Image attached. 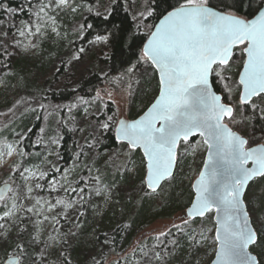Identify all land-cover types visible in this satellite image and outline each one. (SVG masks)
Returning <instances> with one entry per match:
<instances>
[{
	"label": "snow or ice",
	"instance_id": "1",
	"mask_svg": "<svg viewBox=\"0 0 264 264\" xmlns=\"http://www.w3.org/2000/svg\"><path fill=\"white\" fill-rule=\"evenodd\" d=\"M29 5L27 9H16L0 2V11L8 17L7 22L0 18V28L5 29L0 31V59L12 55L10 48L34 50L36 44L32 41L49 33L60 36L57 15L76 11L73 0H29ZM24 11L30 19L17 24L13 18ZM85 27L80 25V29ZM96 39L108 42L107 36ZM84 51L80 47L70 56L79 60ZM141 60L159 73V96L144 115L131 122L114 121L112 116L100 121L98 118L104 114L97 111L93 132L84 137L81 151L76 154L87 178L78 177L74 182L67 171L55 165L50 171L60 174L61 180L39 168L16 167L13 172V166H9L11 184H16L17 178L23 181L13 189L6 179L0 188V249L5 254L12 251V264H28L29 260L30 264H72L69 240L77 232L71 226L61 232V221L79 226L78 218L84 216L81 209L93 196H103L106 202L112 198L111 186L104 185L101 170L94 166L99 155L95 149L102 142L95 133L99 131L103 137L113 128L116 139L130 151L142 150L147 164L145 191L149 194L157 193L162 182L173 178L181 142L188 145L190 138L199 136L208 151L204 170L193 185L195 199L185 215L150 237L151 245L141 239L131 253H121L116 264H169L168 257L179 246L180 237L189 241L190 255H198L197 249L208 241L207 232L212 231V264H264V256L249 251L264 248V219L257 216L255 223L260 230L253 227L251 212L256 209L249 210L252 198L246 195L251 181L264 178V146L247 147L249 141L229 127V123L243 124L247 119L237 121V107H248L264 116V0H218L214 5L209 0H183L151 32ZM237 60L241 71L234 81ZM134 70L128 69L130 73ZM216 80L222 85V94L214 90ZM234 89L239 91L235 102L231 100ZM97 97L103 99L99 93ZM75 107L70 106L68 111ZM84 111L87 114V108ZM14 151L12 145H7L8 156ZM89 154L90 164L83 159ZM249 162L251 168L247 167ZM113 163L112 157L105 161L106 166ZM44 192L47 197L42 195ZM73 194L78 198L73 199ZM211 213L215 215L209 217ZM197 218H211L214 227L197 230L192 226ZM45 224L52 229L46 238ZM101 243L110 245L107 233ZM102 255L90 254L87 264H102ZM192 264L199 262L193 258Z\"/></svg>",
	"mask_w": 264,
	"mask_h": 264
},
{
	"label": "rangeland",
	"instance_id": "2",
	"mask_svg": "<svg viewBox=\"0 0 264 264\" xmlns=\"http://www.w3.org/2000/svg\"><path fill=\"white\" fill-rule=\"evenodd\" d=\"M13 1H20L21 7L25 9L30 7L29 0ZM114 1L73 0V4L76 7L75 12L64 11L57 15V28L61 33L60 36L55 33H49L43 38L32 41L36 44L34 50L26 52L22 48H10L9 51L12 55L6 59H0V99H2L0 114H6L0 115V134L6 126L10 127L11 123L17 118L32 114L33 109L44 111L40 150L33 157V161L27 168L33 170L39 168L48 171L49 176H54L57 180H61L60 174L50 171L51 166L55 165L67 171L74 182L78 177L87 178L86 169L77 160V157L69 167L62 168L61 166L59 132L62 123L60 122L67 123L74 129V139L78 143L79 151H81L80 145L84 144V137L93 132L92 125L97 123L96 113L98 110L103 113L105 106L108 103H112L113 109L110 116L114 118V121L130 119L129 112L132 107L134 92L143 91L146 89L147 83H152L156 72L154 68L143 61V66L135 75L134 88L132 90L116 91L103 87L97 91L103 99H99L96 94L94 98L86 100L87 104L81 103L82 99L77 95H72L67 103L55 104L44 101L56 93L75 91L79 83L92 74L97 73L101 76L106 74L107 69L101 60V57L106 53V43L97 41V36L101 35L86 37L87 30L85 28L80 29V25H83V22L93 14H107L110 4ZM128 1L129 11L135 22L141 26L143 31L150 32V26L145 22L150 12L147 2L145 0ZM32 3H35V0H32ZM5 4L7 5V2ZM0 16L6 22L8 21V17L4 15L3 11H0ZM13 19L19 24L21 20H29L30 17L26 11L23 17L20 16ZM3 30L5 29L0 28V31ZM80 47L85 50L79 54L80 59H72L70 54L77 52ZM18 59H23V63L27 64L26 66H30V68L25 70L17 68L15 61ZM240 71L239 60H237V66L233 70L234 81L238 80ZM217 82L222 91V85L218 80ZM129 92H131V95H129ZM238 95L239 91L234 89L231 100H236ZM72 105H76V107L69 112L68 108ZM85 108L88 110L87 114H85ZM45 127H47L46 132H44ZM12 130V128H9L6 136L0 138V186L4 184L6 179L11 184L9 166H13L12 171L14 172L15 168L19 167L18 163L22 159L19 153H21L20 146L23 140L20 137H25L26 131L17 132L10 138ZM110 130L115 134L114 128ZM109 131L105 132L103 137L99 135V131H96L95 135L98 140L103 141L104 136ZM8 139L11 140L8 141ZM255 139L256 141L252 144L249 143L248 147L259 144L264 145V137L262 135L255 137ZM53 140H58V143H52ZM101 144L102 142L96 146L95 151L98 153ZM7 145H12L15 148L11 156L7 155ZM85 151L87 152V149ZM49 152L52 155H48ZM131 152L126 146L125 148H119L113 153H99L94 167L101 170L104 185L111 186L112 198L106 202L103 196H93L89 200L88 205L81 209L84 211V216L78 218L80 221L79 226L61 221L63 225L60 228L61 232L69 226L77 232V236L69 240L72 264H87L88 256L94 253L103 254L102 264H111L114 261L112 251L109 250L111 243L110 245H102L101 243L105 233L108 234L111 242L114 234L124 231L126 233L124 237L128 239V246H130L125 252V255H128L141 239L144 241L149 240L150 237L169 228L174 221L179 222L180 218L185 215L187 208L174 215L171 219L151 222L155 218V214L153 210H150L145 219L135 221V216L140 207L139 201L146 193L144 183L146 172H142L140 175L138 162L130 160ZM206 153L207 148L201 138H198L195 142L189 141L188 145L183 144V142L180 144L176 171H179V167L183 168L187 160H190V162L183 172L182 180L179 182L178 197L181 196L182 192L192 190L193 183L198 178L204 164ZM109 157L113 158L114 163L111 166H106L105 161ZM83 159L85 163L90 164L92 155L89 154ZM13 161H16L15 165H13ZM95 174L94 172L93 175ZM125 175H128V177L125 178ZM170 182L171 180L165 185L170 184ZM22 183L23 181L17 178L16 184L11 185L15 189ZM41 183H47V181H41ZM164 190L167 189L166 187L164 189L163 186L159 191L163 192L162 194L160 193V196L167 198V192ZM42 195L47 197L48 193L44 192ZM246 195L252 198L249 210L251 211L253 207L256 209L255 212H251L253 226L260 230V225L255 223V221L257 216L264 219V178L254 182L249 187ZM77 198L73 194V199ZM177 200L180 201L179 198ZM212 216H214V213L209 214V217ZM74 219L77 218L74 217ZM202 224L206 229L214 227L211 218L205 219ZM44 229V238H46L48 232H51L52 229L47 224H45ZM211 234H214V231L207 232L209 238ZM147 244L151 245L150 242H147ZM178 245L173 255L168 257L169 264H192L193 258L197 259L199 264H211V259L215 256V251L213 250L215 246L212 245L209 239L197 249L198 255H190L189 241L185 237L179 238ZM253 254L264 256V248L255 247ZM9 257L15 256H7L4 250L0 249V264H5L6 259ZM50 259H54V257H50ZM28 264H30V260Z\"/></svg>",
	"mask_w": 264,
	"mask_h": 264
},
{
	"label": "trees",
	"instance_id": "3",
	"mask_svg": "<svg viewBox=\"0 0 264 264\" xmlns=\"http://www.w3.org/2000/svg\"><path fill=\"white\" fill-rule=\"evenodd\" d=\"M89 1V0H88ZM149 6L151 14L147 17L146 23L150 26L151 31L155 25L165 16L168 12L179 7L183 0H145ZM7 6L19 9L21 8L20 1L7 0ZM128 0H115L110 4L107 14H93L88 17L84 22L85 29L87 30L86 37L90 36H107L108 42L106 43V53L101 60L105 65L107 72L104 76L100 74H92L85 80L81 81L75 91L66 92V93H56L53 94L51 98H48L44 101H49L50 103H67L72 95H77L82 100L86 101L89 98H94L97 94V91L103 87H107L116 91L121 90H132L134 84V78L137 71L143 66V56L142 50L143 46L146 43L149 35L151 34L148 31H143L141 26L138 25L131 12L129 11ZM218 3V0H209L210 5ZM253 8L256 7L255 3L252 5ZM248 5H245V10H247ZM26 13L18 12L14 18H18ZM1 18V16H0ZM90 25V27H87ZM236 59V57H234ZM27 64L23 63V59H18L15 61V66L21 70L30 68L26 66ZM134 67V72H129V68ZM131 84V88H129ZM217 93L222 94L220 85L215 81L214 85ZM159 93V81L157 74L155 73L152 83L149 82L146 85V89L143 91H135L133 94L132 107L129 112V118L135 120L140 117L154 102ZM227 100V96L225 95ZM0 99V103H1ZM237 100V99H236ZM234 100L233 102H235ZM113 109V104L108 103L104 110L103 116H100L98 119L102 121L105 116H110ZM63 111V110H62ZM60 111V112H62ZM43 114L44 111L35 110L32 114H26L19 119L17 118L14 122L11 123L10 127H5L0 134V138L6 136L9 128L13 129L10 134V138L14 136L15 133H21L23 130L26 131V136L21 142L20 150L21 152L28 153L26 156H22L20 160L19 167H28L33 161V157L40 150V137L43 129ZM241 117H246L247 119L243 124L239 123H229V126L234 131H239L244 138H246L250 144L256 141L255 137L262 135L264 137V116L260 113H254L250 108L244 107L243 109L237 107L236 119L239 121ZM63 119V118H61ZM228 123V121H226ZM66 125V126H65ZM16 126V127H15ZM49 126V125H48ZM47 131L45 127L44 132ZM60 148L59 156L61 161L62 168L69 167L77 157L79 151V146L77 141L74 139V129L70 127L67 123H63L60 126ZM11 139H8L10 141ZM197 139L192 140L195 142ZM248 143V144H249ZM126 145L119 144L116 141L115 134L110 130L102 141V144L99 147V153H113L116 152L119 148H125ZM132 156L130 160H136L140 166L139 173L146 172L145 160L140 151H132ZM190 160H187L183 168L179 167V171H176L174 177L171 179L170 184L164 185L167 190V198L161 197L160 195L163 192L158 193H145L140 202V207L135 216V221L138 219H145L150 210L154 211L155 218L151 221L162 220V219H171L182 211L186 209L191 204L194 194L192 190L187 192H182L181 196L178 197V188L179 182L184 176V170L187 168ZM146 174V173H145ZM128 175H125L127 178ZM161 193V194H160ZM179 198L180 201L177 199ZM203 221H193L192 226L199 230L204 228L202 224ZM126 233L123 231L113 235L111 241L112 256L114 261L111 264H116V261L120 260L121 253L124 255L125 252L130 248L128 246V239L124 237ZM211 234L209 240L212 242ZM145 243H152L151 239L144 241ZM214 250V247H213ZM254 253L255 248L251 249ZM12 256V251L7 253V256ZM214 258L211 259V262Z\"/></svg>",
	"mask_w": 264,
	"mask_h": 264
},
{
	"label": "water",
	"instance_id": "4",
	"mask_svg": "<svg viewBox=\"0 0 264 264\" xmlns=\"http://www.w3.org/2000/svg\"><path fill=\"white\" fill-rule=\"evenodd\" d=\"M7 0H0V2H2V3H5ZM173 11V10H172ZM166 16V15H165ZM164 16V17H165ZM164 17L155 25V27L156 26H158L160 23H161V21L164 19ZM155 27L153 28V30H152V32L155 30ZM150 38V35H149V37H148V39ZM148 39H147V41H146V43L144 44V46H143V50H144V48H145V46L147 45V42H148ZM143 50H142V53H143ZM155 70V69H154ZM156 72V71H155ZM156 74H157V77H158V81H159V73L158 72H156ZM214 90H215V88H214ZM219 94V93H218ZM159 96V93H158V95H157V97ZM156 97V98H157ZM155 101V100H154ZM151 106V105H150ZM147 111V110H146ZM145 111V112H146ZM144 112V113H145ZM144 113L142 114V115H144ZM141 115V116H142ZM140 116V117H141ZM140 117H138L137 119H139ZM123 120H126L127 122H131V121H133V120H130V119H123ZM136 120V119H135ZM226 121L227 120H225V123H226ZM230 127V126H229ZM115 138H116V135H115ZM198 138H201V137H199V136H195V137H192V138H190L189 139V141H192V140H194V139H198ZM202 139V138H201ZM246 139V138H245ZM203 140V139H202ZM116 141L119 143V144H123V143H121L120 141H118L117 139H116ZM182 143V142H181ZM124 145H126V144H124ZM127 146V145H126ZM256 146H264L263 144H259V145H256ZM256 146H252V147H256ZM248 147V146H247ZM250 148V147H249ZM135 151H140L141 152V154H142V156H143V152H142V150L141 149H137V150H135ZM177 153H178V149H177ZM207 156H208V151H207V153H206V157H205V160H204V164H203V166H202V168H201V171H203L204 170V165H205V163H206V161H207ZM144 158V157H143ZM144 160H145V158H144ZM177 164H178V160H177V162H176V165H175V167H174V169H173V177H174V175H175V173H176V169H177ZM145 165H146V174H145V178H146V175H147V164H146V160H145ZM247 167H249V168H251L252 167V164H251V162H249V164L247 165ZM200 171V172H201ZM198 179V178H197ZM196 179V180H197ZM261 179H263V178H258L257 180H255V181H251L250 182V184H249V187L254 183V182H256V181H258V180H261ZM196 180H195V182H196ZM168 181H165V182H162L161 183V187L158 189V191L157 192H159L160 190H161V188L167 183ZM195 182L193 183V185L195 184ZM4 186V184H2L1 186H0V188H2ZM10 186L12 187V185L10 184ZM249 189V188H248ZM248 189H247V191H248ZM192 191H193V194H194V197H193V200H192V202L194 201V199H195V195H196V193H195V191H194V187L192 186ZM247 193V192H246ZM9 195V194H8ZM192 202H191V204H192ZM191 204L189 205V207H191ZM188 207V208H189ZM187 208V209H188ZM186 209V210H187ZM185 213H186V211H185ZM214 215H215V213H214ZM197 220H199V218H197ZM254 227V226H253ZM251 249L252 248H250L249 249V251H251ZM252 252V251H251ZM253 254V253H252ZM254 255V254H253ZM9 258H11V259H9ZM8 259H6V261H7V264H12V260H14L15 259V257H9ZM214 259H215V256H214ZM213 259V260H214ZM212 260V261H213ZM5 264H6V262H5ZM211 264H212V262H211Z\"/></svg>",
	"mask_w": 264,
	"mask_h": 264
}]
</instances>
